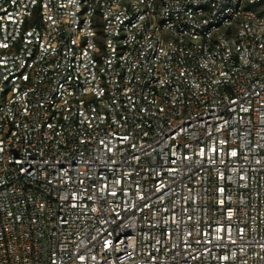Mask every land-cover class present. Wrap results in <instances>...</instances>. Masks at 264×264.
Wrapping results in <instances>:
<instances>
[{"label":"built area","instance_id":"1","mask_svg":"<svg viewBox=\"0 0 264 264\" xmlns=\"http://www.w3.org/2000/svg\"><path fill=\"white\" fill-rule=\"evenodd\" d=\"M0 264H264V0H0Z\"/></svg>","mask_w":264,"mask_h":264}]
</instances>
